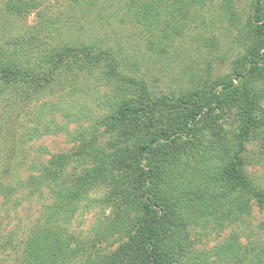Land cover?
<instances>
[{
  "label": "trees",
  "instance_id": "obj_1",
  "mask_svg": "<svg viewBox=\"0 0 264 264\" xmlns=\"http://www.w3.org/2000/svg\"><path fill=\"white\" fill-rule=\"evenodd\" d=\"M103 1L91 0L84 12ZM215 1L125 0L122 12L140 30L144 48L164 55L190 36L208 47L219 43L213 33L204 38ZM238 1L219 0L218 19H211L235 33L239 52L232 73L217 74L215 57L206 69L185 70L186 77L171 91L157 90L138 61L101 42L61 41L32 51L28 42L17 41L0 48L2 138L8 125L4 116L15 110L30 111L33 124L23 134L27 142L63 132L58 113L78 124L71 136L78 150L54 156L50 164H32L25 181L12 182L7 163L0 161V198L11 202L23 194L42 200L48 191L52 201L27 238L22 264H70L82 252L88 256L71 226L80 211L94 207L102 212L92 245L125 242L113 252L89 255L86 264H264V240L254 236L243 243L241 235L253 204L264 207V188L247 176L244 158L261 130L256 114L264 98V86L258 85L264 82V0H252L247 21ZM2 2L15 17L40 8L37 0ZM56 25L44 31L52 35ZM102 86L107 90L101 92ZM62 91V102L85 94L97 108L73 113L82 103L64 108L62 102L45 101ZM231 116L235 129L229 130L224 122ZM261 144L264 149V137ZM100 188L107 192L91 198ZM107 209L112 217L104 222ZM231 228L239 231L223 243L206 251L195 248L200 236H219Z\"/></svg>",
  "mask_w": 264,
  "mask_h": 264
},
{
  "label": "rangeland",
  "instance_id": "obj_2",
  "mask_svg": "<svg viewBox=\"0 0 264 264\" xmlns=\"http://www.w3.org/2000/svg\"><path fill=\"white\" fill-rule=\"evenodd\" d=\"M37 1L40 2V8L26 17L8 15L5 11L4 2L0 3V48H11L12 44L17 41L28 42L32 51H37L43 46L48 48L51 45L59 46L61 41L75 44L82 41L101 42V45H107L117 52L124 53V56L129 57L130 60L138 61L137 67L142 75H146L156 89L162 91L177 89L183 81L182 76L186 77L185 70L190 68L206 69L207 65L213 63L215 57L218 58L214 60L217 63L213 67L217 74L229 75L232 73V61L237 58L239 52V49L233 44L235 33L212 21L218 19L219 0H216L211 6L210 13L212 11L214 17L210 13L207 15L206 21L211 23V28H209L208 33H204V38L213 33L219 43H216L214 47H208L205 46L203 40L198 42L193 40V38L195 39L194 36H190L189 38H182L164 55L153 54L144 48L140 30L134 27L122 12L125 0L116 1L112 5L111 1L105 0L100 6L89 7L85 12L83 7L88 6L91 0ZM251 4L252 0H239L237 3L239 13L246 21L252 14ZM52 22H56L57 25L56 31L53 33V29H51L52 35H50L44 29L47 25L50 26ZM39 41L44 45L38 43ZM200 50L204 53H201ZM202 55H204L203 58ZM220 57L224 58L225 61L222 62ZM258 85L259 87L264 86V82H260ZM99 89L101 92L107 90L105 86L99 87ZM89 90L92 92V89ZM90 91L87 94H90ZM60 94L65 96L64 91H62L56 95H49L45 101L60 103L62 102ZM63 101L64 108L72 101L82 103L76 105V110L71 109L73 113L82 111L87 113L89 108L92 111L97 108L96 105H93L92 99L85 94L68 97ZM29 113V109L15 110L9 114V118L4 116L8 125L6 126L5 138L0 136V161L7 163V168L10 171L8 175L12 182H15L17 178L25 181L31 175L32 164H50L54 156L72 155L78 150L77 143H74L71 138L73 131L75 133L78 127L77 122H75L76 118L68 119L64 113L55 115L56 121L64 128L63 132L39 139L35 138L31 142H27L23 134L25 132L27 134L28 131L25 129L33 124L31 123L33 119ZM256 117L261 124V130L257 132L258 137L255 138V141L251 140L246 146L244 154L245 172L257 187L263 189L264 149L261 138L264 137V98L260 101ZM232 118L233 116L224 122L229 130L235 129V125H232L234 122ZM69 120L74 122H71L68 129ZM108 138L109 136H105L103 142L105 143ZM47 192L44 191L42 200H37V198L24 199L25 195L23 194L17 195V199L8 201L9 203L0 198V264H22L27 238L39 222H42L47 208L52 202ZM104 192H107L104 188L97 189L91 193L90 197L101 198ZM19 200L21 205L16 206L15 202ZM94 208L80 211L71 226V233L76 237V240L82 243L81 245L86 244L89 255L97 256L99 253L115 251L125 241H116L115 239L111 241L112 245H107V243L92 245L91 242L96 236L94 227L99 223L100 212H102L99 207ZM111 217L112 210L107 209L103 221L106 222ZM236 231L239 230L231 228L219 236L215 234L207 238L200 236V241L195 239L199 244L195 248L201 251L209 250L223 243ZM241 235L243 236V243H247L250 238L254 240V236L260 237L259 240L261 241L264 240V207H260L256 203L253 204L251 217L244 221ZM88 256L82 252L70 264H86Z\"/></svg>",
  "mask_w": 264,
  "mask_h": 264
}]
</instances>
